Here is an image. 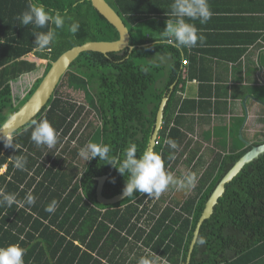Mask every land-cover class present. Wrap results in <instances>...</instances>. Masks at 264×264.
Wrapping results in <instances>:
<instances>
[{
	"label": "trees",
	"instance_id": "1",
	"mask_svg": "<svg viewBox=\"0 0 264 264\" xmlns=\"http://www.w3.org/2000/svg\"><path fill=\"white\" fill-rule=\"evenodd\" d=\"M106 1L128 27L130 44L135 48L108 55L84 52L71 64L48 104L33 119L46 118L57 130L59 136L53 147L32 142L33 120L10 139L19 149L0 142V169L8 165L0 175V188L17 193L18 199L29 191L36 197L35 204L25 208L0 207V247L18 244L24 248L25 264H138L141 256L151 253L167 264H188L194 232L207 201L227 172L254 145L219 154L198 179L195 195L175 194L176 200L165 206V195L155 201L146 193L134 191L133 197L120 203L100 204L99 177L108 176L103 191L107 198L121 193L128 177L99 157L88 160L81 170L77 163L83 146L103 143L110 146L112 155L123 159L125 150L135 144L139 158L148 148L165 97H169L165 125L175 111L179 119L190 106L195 110L202 104L179 98L186 83L197 79L191 56L162 43L161 36H143L151 18L139 7L142 2ZM37 2L53 13H66L67 28L56 29L55 43L39 51L34 32H47L55 26H23L16 17L27 9L28 0H0V127L35 92L51 63L64 52L89 41L119 39L117 29L90 0ZM72 22L80 25L75 34L68 31ZM31 53L47 59L48 64L25 98L18 100L13 81L39 69L35 62L25 59ZM159 56L169 62L164 63ZM63 84L83 92L87 105L61 95ZM86 108L95 112L99 123L83 138L79 122ZM159 135L161 142L155 152L162 155L166 170L173 173L190 147L188 134L175 123L171 128L164 126ZM166 138L174 139L178 149L165 145ZM172 151L176 159L169 161ZM18 156L27 160L24 171L14 167ZM194 156L187 161L191 163ZM53 200L58 206L50 214L45 208ZM189 264H264V155L246 165L226 185L213 215L201 227Z\"/></svg>",
	"mask_w": 264,
	"mask_h": 264
},
{
	"label": "crops",
	"instance_id": "2",
	"mask_svg": "<svg viewBox=\"0 0 264 264\" xmlns=\"http://www.w3.org/2000/svg\"><path fill=\"white\" fill-rule=\"evenodd\" d=\"M138 1L151 18L143 36H161L167 19L171 18L173 0H133ZM208 3L213 16L206 24L189 21L205 37L203 44L198 41L192 49L175 48L191 56V69L197 74V79L188 81L179 92V98L202 104L195 110L190 106V111L179 119L175 111L166 123L170 128L178 123L190 143L173 174L180 176L183 166L192 172L202 168L197 181L219 154L264 143V0H208ZM159 57L167 62L163 56ZM25 59L36 63L39 68L36 73L41 72L38 78L44 75L47 59L39 58L37 53ZM33 74L13 81L14 97L18 100L25 98L38 79ZM166 125L164 121L163 127ZM193 155L196 157L189 163L187 158Z\"/></svg>",
	"mask_w": 264,
	"mask_h": 264
},
{
	"label": "clouds",
	"instance_id": "3",
	"mask_svg": "<svg viewBox=\"0 0 264 264\" xmlns=\"http://www.w3.org/2000/svg\"><path fill=\"white\" fill-rule=\"evenodd\" d=\"M169 13L171 18L166 21V27L161 32L162 43L170 45L176 49L187 48L192 49L197 46L198 41L203 44L205 37L200 33L195 23L189 21H199L201 25L206 24L213 12L210 9L208 0H173L170 5ZM67 14H61L59 11L53 13L47 10L37 0H28V7L16 19L23 26L32 25L36 29L45 28L47 25H54L47 32H34L35 46L37 50L44 51L48 49L57 39L56 29L65 28V20ZM70 19V18H68ZM79 22H72L68 26V31L75 34L79 30ZM59 133L46 119L32 121L31 140L37 146L53 147L58 140ZM6 146H12L19 149L18 145H14L10 140L4 139ZM172 150L178 149V143L171 138L164 140ZM112 149L109 145L103 143L89 142L83 146L79 155L88 161L92 158L99 157L105 161V164L111 165L117 171L128 179L123 189V195L127 198L133 197L134 190L141 194L146 193L148 197L159 198V196L167 191L170 187L177 191H187L195 187L196 173L187 171L180 176L174 175L166 170L165 162L162 155L153 150H145L139 158H137V148L135 144L130 145L123 154V159L119 156L111 154ZM167 159L169 161L176 159V152L169 153ZM27 160L25 157L18 156L14 160V167L19 170H26ZM36 202V197L29 191L23 199H18L17 193H7L0 188V207L25 208L32 206ZM58 206V201L53 200L46 206L45 211L54 213ZM201 244L205 243L202 239ZM25 249L18 244H10L6 247H0V264H25ZM138 264H167L162 261L160 256L151 253L148 256H141Z\"/></svg>",
	"mask_w": 264,
	"mask_h": 264
},
{
	"label": "water",
	"instance_id": "4",
	"mask_svg": "<svg viewBox=\"0 0 264 264\" xmlns=\"http://www.w3.org/2000/svg\"><path fill=\"white\" fill-rule=\"evenodd\" d=\"M93 7L104 16L109 23H111L119 33V39L112 42L105 41H89L82 45L75 46L70 50L64 52L56 61L51 63V68L44 75L41 83L31 95V97L16 111L7 121L0 127V142L4 139H11L12 135L19 129L25 127L31 122L48 104L53 94L56 91L61 79L66 74L71 64L84 52H99L105 55L114 52H121L125 49L133 50L135 47L130 44L131 33L119 16V14L112 8L106 0H90ZM169 97H165L159 107L156 119L155 130L149 142L147 150L155 151L156 139L159 135L160 129L164 123L165 108ZM264 155V143L254 145L248 152H246L227 172L222 178L214 192L206 203L205 209L197 223L194 237L190 246L188 264L191 260V255L194 247L198 241L199 233L203 223L209 219L213 213L219 199L223 197L226 191V185L233 181V179L242 171V169L259 159ZM108 176L99 177L97 187V201L102 205H114L122 202L127 197L123 195V191L111 198L104 196V186ZM135 191V190H134Z\"/></svg>",
	"mask_w": 264,
	"mask_h": 264
},
{
	"label": "rangeland",
	"instance_id": "5",
	"mask_svg": "<svg viewBox=\"0 0 264 264\" xmlns=\"http://www.w3.org/2000/svg\"><path fill=\"white\" fill-rule=\"evenodd\" d=\"M65 25H66V24H65ZM65 28H67V27H65ZM155 59H157V58H155ZM166 61L169 62V59L166 58ZM42 69H43V68H42ZM40 74H41L40 71L38 72V74L35 72V73L33 74L34 79L38 78ZM40 76H41V75H40ZM32 79H33V78H32ZM31 84H32V83L29 82V84H27V85L30 86ZM60 93H61V95H63L65 98H69V99H72V100H74V101H77V102H80V103H83V104L87 105V104L85 103V101H84V94H83V92H76V91H74V90L68 88V87L66 86V84H63V85L61 86ZM30 97H31V96H30ZM30 97H29V98H30ZM29 98H28V99H29ZM98 123H99V121H98V119H97V116H96L95 112H94L93 110L90 111L88 108H86V111L83 112V118H82V119L80 120V122H79V127H80V129H81V133H82V136H81V137H83V138L87 137L88 134L93 130V128H94L95 126L98 125ZM82 124H83V126H82ZM8 140H10V139H8ZM75 143H76V142H72L71 144L73 145V144H75ZM86 162H87V161H85V159L82 158V157L80 156L79 161H78L77 164H78V166L80 167L81 170H82V168L84 167V164H85ZM204 167H206V165H205ZM188 169H189V168H186V167H184V166L181 167V168H180V172H179L180 175H181L182 173H184V172H187ZM201 171H202V168H199L198 171L195 170L194 173H196V177H197L198 174L201 173ZM177 175H179V174H177ZM196 186H197V180H196L195 187L192 188V189H190V190H187V191H177V192H175V191H174L175 188L170 187V188L165 192V193L168 195V196H166V199H167V201L169 200V203L171 204V203H173V201L176 200L175 194H177V195H178V194H179V195H182L181 193L186 192V194H188V195H195V194H196ZM189 192H190V194H189ZM172 200H173V201H172Z\"/></svg>",
	"mask_w": 264,
	"mask_h": 264
},
{
	"label": "built area",
	"instance_id": "6",
	"mask_svg": "<svg viewBox=\"0 0 264 264\" xmlns=\"http://www.w3.org/2000/svg\"><path fill=\"white\" fill-rule=\"evenodd\" d=\"M162 128H163V125H162L161 129H162ZM161 129H160V130H161ZM160 142H161V137H160V135H158V137H157V139H156L155 147L158 146V145L160 144ZM7 167H8V165H4V166L0 169V175H1V174H4V173L7 171ZM174 191L177 192L176 189H175ZM165 192H166V191H165ZM165 192L162 193V194L159 196V198L162 197V196H164V195H165V196H168ZM150 198H154L155 201L159 200V198H155V197H150ZM168 203H169V200L166 201L165 206H166Z\"/></svg>",
	"mask_w": 264,
	"mask_h": 264
}]
</instances>
